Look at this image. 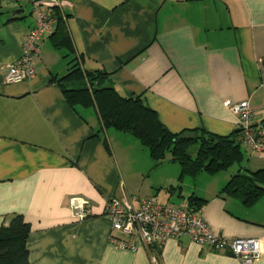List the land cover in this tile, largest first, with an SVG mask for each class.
Returning a JSON list of instances; mask_svg holds the SVG:
<instances>
[{
	"label": "crops",
	"instance_id": "1",
	"mask_svg": "<svg viewBox=\"0 0 264 264\" xmlns=\"http://www.w3.org/2000/svg\"><path fill=\"white\" fill-rule=\"evenodd\" d=\"M64 1L74 54L84 69L108 74L97 87L141 96L173 133L231 134L238 118L227 101L247 100L254 121L264 124V0ZM33 24L28 2L0 1V64L21 56ZM71 57L47 34L32 79L6 83L0 70V226L13 213L30 223L31 264H152L139 239L134 250L109 242L112 232L128 239L112 230L111 199L126 209H137L145 197L183 207L194 195L215 233L264 239V194L244 206L220 193L238 170L264 169V158L250 153L247 164L179 179L178 163L154 165L136 137L103 130L95 108L70 106L53 78L68 71ZM131 145L146 156L142 164L125 160ZM145 173L148 179L138 180ZM79 206L83 218L76 216ZM157 254L158 264H243L187 237L168 238Z\"/></svg>",
	"mask_w": 264,
	"mask_h": 264
},
{
	"label": "trees",
	"instance_id": "2",
	"mask_svg": "<svg viewBox=\"0 0 264 264\" xmlns=\"http://www.w3.org/2000/svg\"><path fill=\"white\" fill-rule=\"evenodd\" d=\"M127 1L120 0L118 5ZM55 14L57 23L51 33L52 43L56 48H65L72 57L68 71L60 77L54 76L53 80L60 86L71 107L95 108L103 130L112 127L136 137L148 151L154 165L165 161L178 163L179 179L184 176L196 177L201 173L215 174L235 164L240 166L244 157L241 130L218 135L196 128L192 129L196 133L194 138H182L181 134L186 130L171 132L141 96H124L112 86L97 87L96 80L108 74L102 69L89 71L82 67L80 56L74 54L66 22L58 10ZM104 142L109 149L106 139ZM195 144L198 147L195 156H192L189 148ZM220 193L237 197L244 206H251L264 194V169L238 170L231 175ZM202 203L194 195L188 198L189 207L193 210H197ZM8 219V223L0 226V264H31L26 246L30 223L18 213L10 214Z\"/></svg>",
	"mask_w": 264,
	"mask_h": 264
},
{
	"label": "built area",
	"instance_id": "3",
	"mask_svg": "<svg viewBox=\"0 0 264 264\" xmlns=\"http://www.w3.org/2000/svg\"><path fill=\"white\" fill-rule=\"evenodd\" d=\"M10 4L28 2L32 7L34 24L25 35L21 56L12 63H1L6 83H18L32 79L37 72V58L40 40L54 31L58 10L66 22L64 0H0ZM226 106L237 116L238 128L242 132L243 142L252 154L264 158V124L255 122L253 110L247 100L226 102ZM86 215L84 206L76 211ZM106 215L112 223V230L125 234L123 240L110 233L109 242L123 249L137 248L136 240L150 252L152 264H158L157 251L168 238L187 237L206 246L211 252H228L243 264H251L264 259V239L262 237H226L215 233L201 214V208L193 210L186 204L177 207L161 204L151 198H142L137 209H126L117 199H111Z\"/></svg>",
	"mask_w": 264,
	"mask_h": 264
},
{
	"label": "rangeland",
	"instance_id": "4",
	"mask_svg": "<svg viewBox=\"0 0 264 264\" xmlns=\"http://www.w3.org/2000/svg\"><path fill=\"white\" fill-rule=\"evenodd\" d=\"M30 9H29V7L26 9V16H27V18H30L31 17V14H30ZM54 32V31H53ZM52 32V33H53ZM94 116H96L95 115V113H94ZM140 143V142H139ZM130 145V144H129ZM128 145V146H129ZM140 146H142L141 145V143H140ZM143 147V146H142ZM192 147H193V149L191 150V154H192V156H195V154H196V149H197V147H198V145L197 144H195V145H192ZM190 149V148H189ZM242 150H243V152H244V157H243V160H242V164L244 165V164H247L248 162H247V159L249 158V156H250V153H251V151H250V149L248 148V146L245 144V143H243V145H242ZM141 159H143V160H146V156H144L142 153H141V151L140 150H138V149H136V146L134 145V146H130V148L125 152V160L127 161V163L129 164V165H131L133 162H135L136 161V163H140V164H142L141 163ZM257 160H256V158L255 159H253L252 160V162L253 163H255ZM249 163H250V161H249ZM253 163H252V165H253ZM251 165V163H250V167H253ZM237 166H234V167H232V168H236ZM169 172H171L172 173V169H170L169 170ZM223 172V171H222ZM137 178H138V180H142V179H145V180H147L148 179V176L146 175V173L144 174V175H138L137 176ZM174 190V188H169L166 192H169V191H173ZM174 197L175 198H178V196H179V193H178V190H175L174 191ZM188 204V203H187ZM189 205V204H188ZM76 213V216L77 217H79V215L77 214V212H75ZM86 216V215H85ZM84 215L83 216H80V218H83V217H85Z\"/></svg>",
	"mask_w": 264,
	"mask_h": 264
},
{
	"label": "water",
	"instance_id": "5",
	"mask_svg": "<svg viewBox=\"0 0 264 264\" xmlns=\"http://www.w3.org/2000/svg\"><path fill=\"white\" fill-rule=\"evenodd\" d=\"M236 131H239V128L236 129ZM196 136V133L192 130H186L181 134L182 138H194Z\"/></svg>",
	"mask_w": 264,
	"mask_h": 264
}]
</instances>
